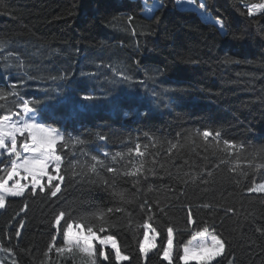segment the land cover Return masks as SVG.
<instances>
[{
	"label": "trees",
	"instance_id": "1",
	"mask_svg": "<svg viewBox=\"0 0 264 264\" xmlns=\"http://www.w3.org/2000/svg\"><path fill=\"white\" fill-rule=\"evenodd\" d=\"M149 2L0 0V46L3 48L0 52V90L8 88L2 64L11 51L14 55L8 57L9 62H16L15 56H19L34 77L27 82L28 87L20 91L24 96H36L41 100L38 107L46 108V111L38 113V117L86 141L85 145H76L75 148L70 145V151L84 148L90 154L103 151H124L126 154L127 147L134 146L139 138V142L148 145L149 153L157 154L155 167L163 177L162 180L149 178V182L161 189L150 195L153 199L165 201L170 195L167 186L175 182L169 179V172L174 177L177 166H181L184 160L200 168L216 160L212 149L205 152L204 142L199 138L195 144H184L188 133L205 127L222 129L229 139L264 146V16L248 18L240 15L247 4L264 0H205L212 17H222L226 22L228 36L221 35L199 12L186 7V3L178 7L175 0H162L165 7L155 12L159 17L157 23L155 19H148L151 15L148 7L154 0ZM129 14L135 17L136 36L128 26ZM149 31L152 34H140ZM226 59L232 62L225 63ZM137 60L138 66L134 63ZM101 62L105 67L96 74V79L88 80L79 75L81 69L95 73ZM129 69L137 81L145 80L146 83L143 86L137 83L133 87L113 83L114 71ZM156 69L162 75L155 76ZM65 71L75 72V75L55 82L48 78L50 73L57 75ZM153 88L158 92L172 88L182 91L174 93L175 102L165 108L152 103ZM86 91L95 92L98 99L82 102L79 94ZM45 92L51 97L47 98ZM57 93L61 95L56 96ZM110 94H113L112 98L106 99ZM123 110L129 111L130 115L125 117ZM98 132L107 135L108 141H96ZM144 132H149L155 139L147 141ZM177 133L181 136L178 137ZM177 141L184 146L173 149L176 154L169 159L170 143ZM204 155L207 160L202 159ZM151 160L149 155L146 167L153 166ZM134 162L138 161L134 159ZM179 171L183 175L189 169L180 167ZM191 171L194 173L196 168ZM214 172V184L207 191L189 190V199L199 201L203 198L234 206L240 213L241 227H237L234 220H226L225 235L232 234L229 238L237 246L239 264H259L261 248L249 249L240 245L242 234L255 240L256 245L262 243L258 234H254L250 219L246 220L245 216L254 212L257 221H262L264 207L255 196L242 198L239 188L246 182L243 178L240 186H236L226 179L227 173L222 169ZM114 191L124 192L133 200L127 207L133 212L134 219L142 222L143 214L136 207L139 197L135 195L131 178L117 180ZM66 195L68 206L80 212L88 203L102 208L120 203L112 193L99 186L69 188ZM21 203L19 199L11 202L7 215L0 211V239L5 235L7 221L14 215L13 210H18ZM29 204L31 207L25 217L27 231L20 246L42 250L49 241L51 208L39 199H29ZM197 214L210 220L207 210ZM222 215L221 210L219 216ZM183 216L177 205L167 216L156 217L154 226L161 233L158 243L164 242L170 222L179 229L183 228ZM111 219L116 223L124 222L119 215ZM118 238L125 254L134 257L131 264H143L137 257L133 233L125 228L118 232ZM187 238L186 233H178L176 237L181 242ZM3 242L5 246H11L6 239ZM11 244L15 245L16 240L13 239ZM149 255L148 264H162L155 251ZM6 256H3L5 260ZM52 258L61 264L55 254ZM18 259L19 264H34L33 258L24 253H20ZM175 264L179 261L176 260Z\"/></svg>",
	"mask_w": 264,
	"mask_h": 264
},
{
	"label": "snow or ice",
	"instance_id": "2",
	"mask_svg": "<svg viewBox=\"0 0 264 264\" xmlns=\"http://www.w3.org/2000/svg\"><path fill=\"white\" fill-rule=\"evenodd\" d=\"M186 4L216 27L221 35H229L226 22L222 17H212L205 0H186ZM164 7L161 0L154 8H149L151 15L148 19H155L158 23L159 17L155 16V12ZM240 15L248 18L264 16V2L247 4ZM127 21L132 35L136 36L135 17L129 14ZM140 34L152 33L149 31ZM2 51L0 46V52ZM13 55L9 51L2 64V74L8 88L0 90V110H3L0 113V211L7 215L11 202L19 199L22 203L18 210H13L14 215L7 221L5 235L0 239V252L10 258V261H6L0 257V264H19L20 253L32 257L34 264H58V260L52 258L53 254L61 264H75L77 259L80 264H131L134 257L125 254L118 238V232L125 228L135 236L137 257L143 264H148L149 254L153 251L160 257L162 264H175L176 260L179 264H239L237 246L229 238L232 234L226 236L223 229L226 220H234L236 226L241 227L238 219L240 213L234 206L226 203L203 198L193 201L189 199V190L207 191L215 182L214 170L222 169L227 173L226 179L234 185L240 186L242 178L246 181L239 188L242 198L255 196L260 206L264 207V146L229 139L222 129L205 127L203 130L190 132L185 137L184 144H195L199 138L204 142L205 152L212 149L216 160L210 165L205 164L203 168L184 160L181 166H177L178 171L174 177L171 172L167 174L169 179L175 180L167 186L169 198L165 201L153 199L150 194L161 189L149 182V178L163 179L155 167L158 162L157 154L149 153L148 145L139 142V138L134 146L127 147L126 154L124 151L90 154L84 148L70 151V145L75 148L76 145H85L86 141L53 127L43 117L38 118V113L46 111V108L38 107L41 100L36 96H24L20 91L27 88V82L34 77L19 56H15L16 62H9L8 57ZM231 62L225 60V63ZM134 63L139 65L138 60ZM102 67H105L103 62L96 66L95 73L81 69L79 75L94 80ZM131 71H114L113 83L130 87L139 83L143 86L146 81H137ZM74 75L75 72L65 71L57 75L50 73L48 78L55 82ZM159 75L162 72L156 69L155 76ZM13 76L17 79H12ZM153 82L155 83L154 77ZM111 91L114 93L115 89ZM181 91L172 88L158 92L153 88L151 101L157 107L163 105L168 108L175 102L173 94ZM45 96L50 98L51 94L45 92ZM112 96L110 94L106 99H111ZM79 99L90 102L98 99V96L95 92L86 91L79 94ZM123 115L127 117L130 112L123 110ZM143 136L149 142L155 139L149 132H144ZM177 136L181 134L177 133ZM108 139L107 135L99 132L95 135L98 142H107ZM184 144L179 141L170 143L168 158L171 159L176 154L173 149L181 148ZM149 155L152 156L151 168L146 167ZM134 159L138 162H134ZM202 159L207 160V155ZM180 167H187L189 171L180 175ZM193 168H196L194 173L191 171ZM128 178H131L135 195L139 197L136 207L143 214L142 222L136 221L133 212L127 207L133 200L124 192L114 191L117 180ZM98 186L112 193L120 203L107 208L88 203L83 212L68 206L66 193L69 188L75 190L77 187L83 189ZM29 199H39L51 208L48 219L49 241L42 250L20 246L24 232L27 231L25 217L31 207ZM177 205L184 213L183 228L179 229L170 222L166 227L164 242L158 243L161 233L154 226V221L158 215L167 216ZM202 210H207L210 220L198 216V211ZM221 210L223 215L219 216ZM116 215L124 218L122 224L112 221L111 217ZM245 219H250L254 234H258L262 243L256 245L255 240L245 238L242 234L240 246L249 249L260 247L262 254L259 264H264V220L257 221L254 212L248 213ZM178 233H186L188 238L183 242L178 241ZM4 239L11 246H5ZM13 239L16 240L15 245L11 244Z\"/></svg>",
	"mask_w": 264,
	"mask_h": 264
},
{
	"label": "rangeland",
	"instance_id": "3",
	"mask_svg": "<svg viewBox=\"0 0 264 264\" xmlns=\"http://www.w3.org/2000/svg\"><path fill=\"white\" fill-rule=\"evenodd\" d=\"M145 1H146L147 4H150L149 1H151V0H145ZM159 2H160L159 0H154V3H151V5L148 7V9H149V8H154V6H155L157 3H159ZM185 6L191 8L190 5H187V4H186ZM149 14H150V12H149ZM38 118H39V117H38ZM3 256H6L5 253L0 252V257H3ZM6 257H7V260H6V261H10V260H8L9 257H8V256H6ZM3 258H4V257H3ZM4 259H5V258H4ZM76 264H80L79 259L76 260Z\"/></svg>",
	"mask_w": 264,
	"mask_h": 264
},
{
	"label": "built area",
	"instance_id": "4",
	"mask_svg": "<svg viewBox=\"0 0 264 264\" xmlns=\"http://www.w3.org/2000/svg\"><path fill=\"white\" fill-rule=\"evenodd\" d=\"M175 2H176V5H177L178 7H183L184 4L186 3V0H175ZM181 4H183V6H181ZM186 7H187V6H186Z\"/></svg>",
	"mask_w": 264,
	"mask_h": 264
}]
</instances>
